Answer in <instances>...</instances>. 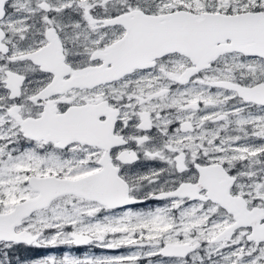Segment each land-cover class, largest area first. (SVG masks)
<instances>
[{
	"label": "snow or ice",
	"instance_id": "obj_1",
	"mask_svg": "<svg viewBox=\"0 0 264 264\" xmlns=\"http://www.w3.org/2000/svg\"><path fill=\"white\" fill-rule=\"evenodd\" d=\"M0 264H264V0H0Z\"/></svg>",
	"mask_w": 264,
	"mask_h": 264
}]
</instances>
